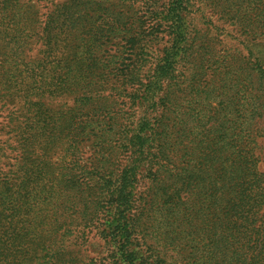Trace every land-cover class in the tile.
Returning <instances> with one entry per match:
<instances>
[{"label": "trees", "instance_id": "1", "mask_svg": "<svg viewBox=\"0 0 264 264\" xmlns=\"http://www.w3.org/2000/svg\"><path fill=\"white\" fill-rule=\"evenodd\" d=\"M0 119V264H264V0H0Z\"/></svg>", "mask_w": 264, "mask_h": 264}, {"label": "rangeland", "instance_id": "2", "mask_svg": "<svg viewBox=\"0 0 264 264\" xmlns=\"http://www.w3.org/2000/svg\"><path fill=\"white\" fill-rule=\"evenodd\" d=\"M63 0H61V2H62ZM79 16H80V26H78V27H76V28H74V27H72V31L73 32H78V33H80L81 34V37H84V38H86L87 36H89L90 34H93V33H95L94 35H98V34H100L101 33V31H96V30H98L99 28H101V27H103V24H101V21L100 20H96V24H95V28L91 25L92 24V22L90 21V20H94V19H92L93 17V15H91V14H85V16H87L88 17V19L87 18H85L84 17V15L83 16H81V14H79ZM193 24L195 25V26H197L198 27V25L200 24V22H198V21H194L193 22ZM77 44H81V43H77ZM76 44V45H77ZM114 51V48H113V46L111 45V44H108V45H106V46H103L102 47V49L100 50V54H99V57L100 58H103L104 60H106V56H108V55H110L112 52ZM99 73V72H98ZM21 104H18V101L17 102H10L9 103V107H14V108H17V107H19ZM1 121H2V119H0V123H1ZM3 136V135H2ZM1 136V137H2ZM84 142H86L85 140H84ZM260 142V141H259ZM260 145V144H259ZM84 150L87 152V155H90L91 154V152H92V148L90 147V143H88V142H86V144H84ZM52 161H54V162H56V161H58V159H56V157L55 156H53V159H52ZM11 163V161H7L6 162V164H10ZM71 238L68 240V244L71 242ZM90 244L91 245H95V244H97V242H96V240L95 239H93V237H92V240L90 241ZM90 247H87V245L86 246H84V247H82L81 249H79V250H76V251H80L81 252V254H82V257H85V256H87V255H89V253H90ZM92 250H96V248H92Z\"/></svg>", "mask_w": 264, "mask_h": 264}]
</instances>
